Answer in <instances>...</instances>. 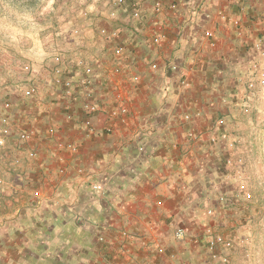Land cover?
<instances>
[{
	"label": "crops",
	"instance_id": "obj_1",
	"mask_svg": "<svg viewBox=\"0 0 264 264\" xmlns=\"http://www.w3.org/2000/svg\"><path fill=\"white\" fill-rule=\"evenodd\" d=\"M117 1L63 32L0 19V264H226L236 251L208 242L233 238L232 130L240 88L263 74L264 0Z\"/></svg>",
	"mask_w": 264,
	"mask_h": 264
},
{
	"label": "rangeland",
	"instance_id": "obj_2",
	"mask_svg": "<svg viewBox=\"0 0 264 264\" xmlns=\"http://www.w3.org/2000/svg\"><path fill=\"white\" fill-rule=\"evenodd\" d=\"M102 2L103 0H0V19L3 24L11 27L17 28L20 25L29 33L35 28V23H41L44 31L59 28L63 32L67 27L81 26L84 19L94 18L98 13L100 15L104 11L99 9ZM261 68L264 74V66ZM259 82L251 81L247 90L240 85V94L244 93L246 99L250 98L249 105L237 113L235 128L232 130L234 149L238 155L231 170L237 174V180H229L228 185L231 186L228 189L233 193L228 196L236 195L237 206L233 211L229 209L227 215L232 222L229 228L234 239H225L226 243L231 244L228 247L223 244L218 246L230 252L236 251L234 254L230 253L229 260L222 261L226 264H264V86ZM243 202L250 206L247 216L243 213L247 208L238 207Z\"/></svg>",
	"mask_w": 264,
	"mask_h": 264
},
{
	"label": "built area",
	"instance_id": "obj_3",
	"mask_svg": "<svg viewBox=\"0 0 264 264\" xmlns=\"http://www.w3.org/2000/svg\"><path fill=\"white\" fill-rule=\"evenodd\" d=\"M119 1L120 0H118L116 2L117 6H118V2ZM133 15L134 16H137L138 15V12H135ZM205 35L207 37H209L211 34L209 32H207ZM151 40H152V43L157 44L161 40V37L160 36H153L151 38ZM116 51L121 52L122 51V48L119 47V48H117ZM56 60L59 61V60H61V58L60 57H57ZM258 81H260L259 82L260 85H263L264 86V74H262V75L259 76ZM60 84L63 86V91H64V93L66 95H71L72 88L73 87H76L75 81H72V80L63 81V82H60ZM35 91H36V88L35 87L34 88L32 87V89L29 90V93L32 94V93H35ZM86 110L88 112H93L95 110V106L87 105L86 106ZM52 131L53 130L50 129V132H52ZM34 135L35 134L33 132L22 131V132H20L18 134V138H19L20 142L27 143V142L33 141ZM2 146H4V141H3V139H0V147H2ZM27 156H28V159H33V158L36 157V154H35L34 151L31 150L30 152H28ZM0 159H1V154H0ZM14 162H15V164H18V160L17 159H15ZM78 172L81 173L82 171L79 169ZM2 185H3V180L0 179V192H2L1 191ZM92 188H93V190L101 191V188L102 187L99 184H93L92 185ZM209 213H210V211H209ZM175 236L177 238H180V237L183 236V232L177 231L175 233ZM220 244H223L224 246H227V247L230 245L229 243H226L225 240L223 238H221V236L217 235V236H212L211 237V239L208 242V247H209L210 250L213 251V249L215 248V246L220 245Z\"/></svg>",
	"mask_w": 264,
	"mask_h": 264
},
{
	"label": "trees",
	"instance_id": "obj_4",
	"mask_svg": "<svg viewBox=\"0 0 264 264\" xmlns=\"http://www.w3.org/2000/svg\"><path fill=\"white\" fill-rule=\"evenodd\" d=\"M251 81H252V80L247 81V85H249V83H250L249 87L251 86ZM255 81H258V79H256ZM247 85H244V88H246V90L249 89V88H247ZM252 85H253V84H252ZM246 93H247V92H246ZM247 94H248V93H247ZM238 207H240V208H242V207L247 208V210H243V213H244L245 216L248 215V211H250V206L247 205V202H243L242 204L238 205Z\"/></svg>",
	"mask_w": 264,
	"mask_h": 264
}]
</instances>
